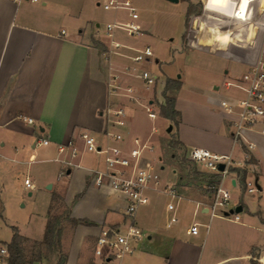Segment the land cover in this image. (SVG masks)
I'll return each instance as SVG.
<instances>
[{
  "label": "crops",
  "instance_id": "crops-1",
  "mask_svg": "<svg viewBox=\"0 0 264 264\" xmlns=\"http://www.w3.org/2000/svg\"><path fill=\"white\" fill-rule=\"evenodd\" d=\"M132 1L139 11L137 0ZM164 1L171 9L180 1L184 2L185 16L190 3L203 4L202 0ZM242 1L244 8L240 14L245 17L249 0ZM259 1L261 7L253 19L242 22L214 12L213 6L225 4L226 0H205L204 12L194 19L192 26L202 46L214 48L213 54L235 61L247 70L248 60L257 51L251 47L260 44L264 35V0ZM69 3L68 0H43V3L0 0V216L9 222L13 220L5 216V211L21 191V184L16 181L18 175H24L22 188L30 197L34 196L27 211L30 217L42 212L47 224L49 206L57 194L69 206L72 218L93 222L92 225L78 224L71 238L63 232L66 264H92L94 245L101 229L105 226L125 228L130 222L143 228L147 237L119 264H264V134L258 131H247L246 135L256 144L254 159L258 165L254 169L260 192L234 198L243 206L238 220L234 215H212L208 210L212 195H204L200 189L186 185L179 170L170 162L160 165L161 183L146 189L149 201L138 208L133 219L126 214L125 193L93 183L92 170L104 169L105 160H94L90 154H103L88 152L81 132L88 131L103 144L120 145L126 150L134 145V137L143 138L139 132L132 134L124 126L109 123L105 115L110 105L120 104L122 100L110 92V73L124 75L125 67L138 66L131 59L143 49L124 41V33L110 36L106 31L108 37H113L108 40L98 20L87 17L84 22L78 6L67 12L62 8H68ZM211 15L218 21H213L212 34H208ZM69 16L76 19L73 25H66ZM117 18L115 15L108 23L119 21ZM139 23L146 32L143 22ZM116 42L121 46L116 48ZM183 42L182 37L181 48ZM220 68L232 78L239 73L227 63L221 62ZM132 79L134 77L127 78L131 83ZM228 81L223 82L226 88L223 92H220V83H212V91L219 96L210 95L208 101L216 103L218 108H222L221 100L244 96L238 89L242 92L240 95H229L233 87L226 86ZM181 88L174 92L176 109L181 112L177 131L180 142L186 148L197 146L242 159L240 147L231 137V116L225 110L207 111L198 116L191 109H184L178 95ZM138 95L141 98L142 93ZM26 118H33L34 123ZM165 119L172 129L171 121ZM107 131L121 132L125 140L117 142ZM37 138H47L50 144L40 145L36 143ZM69 141L79 149L76 157L58 150L57 144ZM156 153L157 149L153 148L146 155L154 161L160 159ZM63 160H70L73 165ZM27 177L32 182L31 188L25 185ZM40 195L45 199L38 207ZM170 204L173 209L169 208ZM173 216L177 217L175 223H171ZM195 223L199 224V232L192 234L189 228ZM17 227L22 234L20 225ZM22 235L38 241L44 237V234L41 239L30 233ZM87 240L93 242V247L89 253H83ZM45 261L42 257L32 264H46Z\"/></svg>",
  "mask_w": 264,
  "mask_h": 264
},
{
  "label": "built area",
  "instance_id": "built-area-1",
  "mask_svg": "<svg viewBox=\"0 0 264 264\" xmlns=\"http://www.w3.org/2000/svg\"><path fill=\"white\" fill-rule=\"evenodd\" d=\"M12 1L15 3H43V0ZM202 1L205 8V0ZM255 3L257 4L256 6L254 5ZM102 4L107 10L124 9L129 15L128 21L108 23L106 27L108 35L112 36L116 28L125 29L130 35L141 34L142 26L138 21L139 11L132 0H105ZM245 7V17L240 14L244 8L242 0H226L225 4L213 6V10L227 19L231 17V19L235 20L240 19L242 22H250L256 11L260 9L261 2L259 0H249ZM255 7L256 10L254 11ZM120 46V43H115L116 48ZM251 48H256L257 51L248 60L247 70L236 73L233 77L234 81L226 83L227 87L242 91L244 96L233 100H221L220 102V106L231 116V137L233 142L240 147L244 157L237 159L230 153H216L197 146L187 148L185 152L187 159L196 166L202 167L209 174L218 175L217 182L213 185L206 184L207 188L212 190V202L208 210L212 215H234L235 220L239 219V213H228L230 210L240 206L239 201L234 200L233 191L240 190L243 191V194L260 192V186L256 178L257 170L254 169L258 165L254 159L256 144L247 137L246 133L254 130L264 134V35L261 43H255ZM153 55L152 49L148 46L133 56L132 60L136 63L149 62ZM124 73L138 77L147 88L155 87L159 81L157 73L139 66L126 67ZM120 80L119 74L110 73V92L117 96L127 95L133 97L135 90L133 85L128 84L123 87L120 84ZM120 89L124 92L119 91ZM105 115L109 123L118 126L125 125L126 110L120 104L110 105ZM148 116L156 118L157 114L148 107ZM26 120L29 123H34L33 118H26ZM156 130L157 128L153 126V131ZM106 134L117 142L125 140V135L121 132L107 131ZM81 138L88 152L104 155L105 168L94 169L91 172L93 183L98 187L108 185L116 191L125 193L128 198L126 214L133 219L138 208L149 201V197L145 193L146 189L152 184L159 185L161 183L160 167L151 161L144 162V152L146 149L152 148V146L138 136L134 137V145L129 150L120 145L103 144L97 136L88 131L81 132ZM36 143L49 145L50 140L37 138ZM57 147L60 153L69 152L71 157H76L79 153V149L73 141L59 143ZM63 162L70 166L73 165L70 160H63ZM221 164L224 165L223 170L220 169ZM234 167L246 171L244 183L241 181V176L237 172L232 171ZM64 173L65 171L62 172V174ZM25 185L28 188L33 186L30 178H25ZM168 188L171 193L174 192L172 188ZM169 208L173 209L174 206L170 204ZM176 221L177 217L173 216L171 223ZM189 232L197 234L199 232V224H193L189 228ZM145 237H147L145 230L134 222H130L125 228L120 226L103 227L94 245L92 264H119V261L124 256L132 254L136 250L137 245ZM9 257L8 242L0 240V264H9Z\"/></svg>",
  "mask_w": 264,
  "mask_h": 264
},
{
  "label": "rangeland",
  "instance_id": "rangeland-1",
  "mask_svg": "<svg viewBox=\"0 0 264 264\" xmlns=\"http://www.w3.org/2000/svg\"><path fill=\"white\" fill-rule=\"evenodd\" d=\"M68 1L70 2L68 8L67 6H62V8L66 9V12L70 8H73V6H78V8H80L81 18L85 19L84 22L86 23L87 17L91 20H98L100 22V29L104 34L108 22L113 21L115 15H117L119 21H128V13L126 10H107L102 4L105 0ZM97 1H99L100 4H98ZM137 2L139 4V21L143 22L147 31L144 32L142 29V34L130 35L125 29L116 28L113 33L114 35H117V33H124V41L131 43L137 48L144 49L146 46H150L154 55L149 62L136 63L132 59L131 60L134 64H137L138 66L141 65L142 68L157 73L159 81L155 87L147 88L143 81L134 75H127L126 73L120 75V84L123 87L130 84L133 85L135 89L132 95L133 97L127 95L120 96V98H122L120 105L125 107L126 110L124 128L129 129L132 134H134L133 132H139L143 135V138H141L142 140L150 144L152 148L157 149L156 154L160 156V159L156 158V160L153 161L146 155L147 151L152 150V148H150L149 150L146 149L144 152V162L151 161L158 167H160L161 164L170 162L179 170V175L183 176L186 185L193 189H200L204 195H212V190L207 188L205 179L202 177L206 171L202 167L188 162L185 154L184 158H181L184 152L183 149L177 151L179 156H176V151L169 146V139L174 131V126L170 129V122L161 115V105L164 101L162 90L167 78L174 77L172 79H180L182 81V88L178 95L181 106L185 105L184 109L189 108L198 116L203 115V113H206L207 111H213L215 113L224 111L223 108H218L216 103L213 102L212 104L208 101L210 95L219 96L218 93L212 91V83H220L222 85L220 92H223V90L226 89L223 82L226 80L234 81L232 76L224 73V70L220 68L221 62L229 64L233 69L239 72H243L245 67L235 61H229L228 59L213 54L214 48H205L202 46V41L198 36V32L192 29V20L195 16H193L189 22L187 38L186 41L182 43L181 48L182 35L185 30V15L182 12L184 2L180 1L175 4L174 9L167 7L165 5L167 3L164 0H137ZM203 9V4L200 3V6L197 7V10L201 11L199 15L203 14ZM124 18L126 20H124ZM75 21V17L69 16L66 25H73ZM213 21L218 20L211 15L210 26L207 31L208 34H212L210 27L212 26ZM106 36L108 37V35ZM110 39H113V37H108V40ZM181 50L183 52H181ZM129 77H134V79L131 80L132 83L127 80ZM119 91L122 93L124 92L122 89ZM239 91L235 88H231L228 94L240 95L242 92L240 93ZM138 92L142 93L141 98H139L140 96L138 95ZM169 94H172V92ZM148 107L157 114L156 118H150L148 116ZM171 124L173 125L172 122ZM153 126L157 128L156 131H153ZM227 130L229 131L228 127ZM146 137H149V140L145 139ZM90 155H92L94 160L98 162H103L105 160L104 155ZM194 166H196L195 168L198 172L203 174L198 175L195 170H193ZM23 173H26L25 170ZM16 181L18 185L21 184V191H18L17 198L7 206L5 216H8V219H13L10 220V222L18 221L20 223L19 225L22 229V234L30 233L34 238L41 239L46 227V215L41 214L42 212H38V215L33 217L28 215L27 211L31 208L30 200H32L34 196L30 197L22 188L24 175H18ZM233 193L234 198L247 195V193L243 194V191L240 190H234ZM165 197V195L162 196L164 200H166ZM44 199V195H40L38 199V207H40V204ZM67 211L68 205L65 201L58 200L54 203L51 216H66ZM5 219L6 218L0 216V240L10 242L13 234L12 226L16 224L11 222L14 223V225H12ZM185 221H187V218ZM26 225L28 228H26ZM77 225L70 221L63 222V232H67L68 238H71L74 234ZM24 246L28 259L41 253L46 259V264H57L59 260L58 252L51 251L46 245L41 244L36 240L28 239L24 243ZM92 247L93 242L87 240L84 244L83 253L86 251L89 253L92 250ZM64 254L66 253L64 252Z\"/></svg>",
  "mask_w": 264,
  "mask_h": 264
},
{
  "label": "trees",
  "instance_id": "trees-1",
  "mask_svg": "<svg viewBox=\"0 0 264 264\" xmlns=\"http://www.w3.org/2000/svg\"><path fill=\"white\" fill-rule=\"evenodd\" d=\"M200 6V4H194L190 3L186 16H185V31L183 33V41H186L187 38V30L189 28V22L193 16L192 20V26L194 19L201 13L200 10H197V7ZM182 86V81L180 79H172V78H167L163 90H162V95L164 98V101L161 105V115L167 119H169L174 126V131L172 132V135L169 139V146L174 149L175 155L179 156V153L177 151L183 149V156L181 158H184V154L186 151V147L180 142L178 138V127L179 123L181 120V112L176 109L175 102H176V96L174 92L178 89H180ZM172 92V94H169ZM190 163V160H187ZM194 164V163H193ZM194 166L193 170L198 175H201L203 173H200L196 170ZM232 171L237 172L241 176V181L244 183L245 178H246V171L242 170L241 168L234 167L232 168ZM204 177L206 184L213 185L215 182L218 180V175L216 174H209V173H204L202 175ZM58 200H63V198L57 194L53 196V200L51 205L49 206L48 210V220L45 228V233L44 237L42 240L38 241L41 244L46 245L51 251L53 252H58L59 253V260L57 264H66L67 262V254H64L62 251V235H63V222L64 221H70L73 222V224H89L92 225L93 222L87 220V219H76L72 218L70 216V209L68 206V211L66 216H61V215H54L51 216L52 209L54 208V203ZM13 228V235L12 239L9 244V251H10V257H9V264H32L36 260H41L42 259V254L39 253L37 256L28 259L26 256L25 252V246L24 243L28 240L27 237L22 235L19 231V228L17 226H12Z\"/></svg>",
  "mask_w": 264,
  "mask_h": 264
},
{
  "label": "water",
  "instance_id": "water-1",
  "mask_svg": "<svg viewBox=\"0 0 264 264\" xmlns=\"http://www.w3.org/2000/svg\"><path fill=\"white\" fill-rule=\"evenodd\" d=\"M171 1L177 2L178 0H171ZM220 169L221 170L224 169V165L223 164L220 165ZM48 188H51V184L48 185ZM242 210H243V206L240 205V206L236 207L235 209L230 210V212H228V213L240 212Z\"/></svg>",
  "mask_w": 264,
  "mask_h": 264
}]
</instances>
